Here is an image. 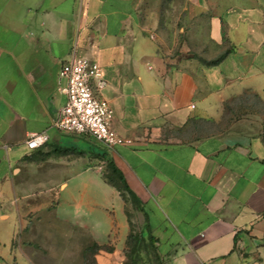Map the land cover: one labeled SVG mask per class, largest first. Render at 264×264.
<instances>
[{
  "label": "crops",
  "instance_id": "obj_1",
  "mask_svg": "<svg viewBox=\"0 0 264 264\" xmlns=\"http://www.w3.org/2000/svg\"><path fill=\"white\" fill-rule=\"evenodd\" d=\"M74 49L100 63L112 126L130 142L110 150L53 126ZM248 94L264 102V0H0V227L19 225L11 251L23 258L17 236L66 238L75 224L119 253L129 204L103 178L106 154L165 264H264L263 135L233 114ZM35 132L48 141L29 150ZM29 189L57 205L23 227Z\"/></svg>",
  "mask_w": 264,
  "mask_h": 264
},
{
  "label": "rangeland",
  "instance_id": "obj_2",
  "mask_svg": "<svg viewBox=\"0 0 264 264\" xmlns=\"http://www.w3.org/2000/svg\"><path fill=\"white\" fill-rule=\"evenodd\" d=\"M242 108L233 111L235 116L251 115L258 123L259 133L264 136V102L257 98L254 94H248L239 101ZM264 140V137H261ZM104 165V164H103ZM105 168L103 169V173ZM102 173V175H103ZM23 206L19 207V216L23 220L22 226L30 225L34 218L42 217L57 205L55 196L50 195L43 190H23L21 191ZM129 204L128 219L130 222V232L138 236L137 241L131 244L125 243L124 247L119 248V253L110 254L114 249L113 244H105L103 249L105 252H95L93 243L95 242L87 231L81 230L75 224L66 229V238L64 237H48L35 241L31 239L17 236L14 245L21 246L23 258L18 253L11 251L10 237L15 233L18 223L9 222L5 226H1L0 230L6 227V237L0 240L6 245L0 246V255H3L7 262L11 264H98L97 255L114 256L115 260L120 264H165V259L149 239L144 219L140 216V212L127 201ZM3 227V228H2ZM66 250V254L63 252ZM31 251L38 256V263H31L34 258ZM25 256V257H24ZM36 257V255H35ZM36 257V258H37ZM14 258V259H13Z\"/></svg>",
  "mask_w": 264,
  "mask_h": 264
},
{
  "label": "built area",
  "instance_id": "obj_3",
  "mask_svg": "<svg viewBox=\"0 0 264 264\" xmlns=\"http://www.w3.org/2000/svg\"><path fill=\"white\" fill-rule=\"evenodd\" d=\"M61 75L66 79V101L52 120L57 130L92 137L110 150L130 142L112 126L113 109L101 96L107 81L98 61L81 57L74 49L63 64ZM47 141L45 132H35L29 135L26 145L33 150Z\"/></svg>",
  "mask_w": 264,
  "mask_h": 264
},
{
  "label": "trees",
  "instance_id": "obj_4",
  "mask_svg": "<svg viewBox=\"0 0 264 264\" xmlns=\"http://www.w3.org/2000/svg\"><path fill=\"white\" fill-rule=\"evenodd\" d=\"M217 63H218V60H215V61H211L207 64L213 65V64H217ZM255 96L257 98H259L257 95H255ZM263 142H264V140H263ZM102 158H103V164H104V168H105V171L103 173L104 180L106 182H108L109 184H111L112 186H114L120 192V194L122 195L124 200L130 201L131 204L137 210H142V207L140 205V201H139L137 195L128 185L122 171L117 167V165L114 163V161L111 158H108L106 156V154H103ZM145 218H146L145 226H146L147 232L149 233V239H150L152 245H155L157 240L149 232L147 215H145ZM134 240L137 241L138 236H135L132 232H130L126 242H128V244H131V242ZM93 246H94L95 252L100 251V250L105 248V245H100L97 242H94ZM156 248H157V246H156Z\"/></svg>",
  "mask_w": 264,
  "mask_h": 264
}]
</instances>
